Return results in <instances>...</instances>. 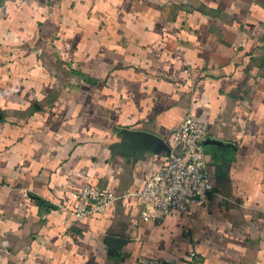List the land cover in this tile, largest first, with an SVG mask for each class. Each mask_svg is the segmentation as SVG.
I'll return each instance as SVG.
<instances>
[{"label": "crops", "instance_id": "crops-1", "mask_svg": "<svg viewBox=\"0 0 264 264\" xmlns=\"http://www.w3.org/2000/svg\"><path fill=\"white\" fill-rule=\"evenodd\" d=\"M189 112L216 195L160 218L125 194L168 155L119 131L170 148ZM98 184L120 198L77 223ZM141 255L264 264V0H0V264Z\"/></svg>", "mask_w": 264, "mask_h": 264}, {"label": "built area", "instance_id": "built-area-1", "mask_svg": "<svg viewBox=\"0 0 264 264\" xmlns=\"http://www.w3.org/2000/svg\"><path fill=\"white\" fill-rule=\"evenodd\" d=\"M208 124L189 112L172 134L170 154L157 171L144 177L139 191L125 195L136 197L144 207L159 213L160 218L179 213L187 216L192 204H202L216 195L206 168L204 143ZM73 206L68 210L77 223L101 214L120 196L104 185H84L71 193ZM124 197V196H123ZM192 257L194 252L190 253ZM137 264H169L163 259L141 255Z\"/></svg>", "mask_w": 264, "mask_h": 264}, {"label": "water", "instance_id": "water-1", "mask_svg": "<svg viewBox=\"0 0 264 264\" xmlns=\"http://www.w3.org/2000/svg\"><path fill=\"white\" fill-rule=\"evenodd\" d=\"M119 132L126 138L125 143L130 145L132 148H135L140 154L149 151L153 153L165 151L167 155L170 154V148L164 140L153 133L143 130L130 129H121ZM213 142V140L207 138L204 145ZM110 241L113 242L112 247H115L114 245H118V243L121 242L116 239H110Z\"/></svg>", "mask_w": 264, "mask_h": 264}, {"label": "trees", "instance_id": "trees-1", "mask_svg": "<svg viewBox=\"0 0 264 264\" xmlns=\"http://www.w3.org/2000/svg\"><path fill=\"white\" fill-rule=\"evenodd\" d=\"M194 264V263H193Z\"/></svg>", "mask_w": 264, "mask_h": 264}]
</instances>
